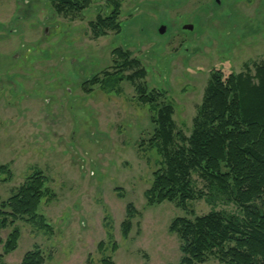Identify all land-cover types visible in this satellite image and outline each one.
<instances>
[{"label": "rangeland", "instance_id": "rangeland-1", "mask_svg": "<svg viewBox=\"0 0 264 264\" xmlns=\"http://www.w3.org/2000/svg\"><path fill=\"white\" fill-rule=\"evenodd\" d=\"M116 4L119 28L94 36L90 23ZM117 48L137 61L119 73L143 68L144 77L84 90L86 79L116 71ZM262 60L264 0H91L64 13L53 0H0V164L11 171L0 175V196L35 167L55 193L38 206L50 233L24 220L0 229L2 240L13 226L20 234L11 252L0 244V264H19L35 245L44 264H177L180 240L168 231L174 217L236 207L204 198L188 211L169 201L147 205L144 191L161 160L148 144L152 115L171 104L176 127L189 135L211 74L253 73ZM138 85L159 93L157 108L138 100ZM128 203L136 212L124 235Z\"/></svg>", "mask_w": 264, "mask_h": 264}, {"label": "trees", "instance_id": "trees-1", "mask_svg": "<svg viewBox=\"0 0 264 264\" xmlns=\"http://www.w3.org/2000/svg\"><path fill=\"white\" fill-rule=\"evenodd\" d=\"M53 1L58 13L79 12L91 2ZM117 10L116 4L109 16H98L90 23L94 36L102 35L105 28H119L115 21ZM114 54L119 58L116 71L120 66L137 65L121 48L115 49ZM116 71H105L101 79L96 75L84 81L82 87L87 91L88 84L100 83L111 90L123 78L133 81L145 75L143 68L127 77ZM136 89L142 104L156 107L157 91H147L140 85ZM172 113L171 104H162L151 118L154 129L148 144L149 148L155 147L161 160L144 191L147 205L169 201L188 211L191 202L204 198L210 203L220 201L236 207V211L211 209L200 215L189 209L190 216L174 217L168 231L180 240L181 257L177 264H200L209 257L222 264H264V60L253 65V73L249 69L227 75L214 71L189 135L176 127ZM2 174L6 176L3 180L10 177L6 163L0 164ZM194 174L203 187L197 186ZM47 180L44 172L35 167L10 196H0V229L24 220L51 232L50 224L38 212L41 199L55 194ZM126 212L124 235L136 212L132 203L127 204ZM19 235V229L13 226L5 240L0 238L4 253L16 248ZM44 261L42 250L35 245L24 253L19 264ZM102 262L114 264L110 258H103Z\"/></svg>", "mask_w": 264, "mask_h": 264}, {"label": "water", "instance_id": "water-1", "mask_svg": "<svg viewBox=\"0 0 264 264\" xmlns=\"http://www.w3.org/2000/svg\"><path fill=\"white\" fill-rule=\"evenodd\" d=\"M220 0H216L217 3H219ZM193 25L192 24H184L183 28H187V29H192ZM166 27L164 25H161L158 28L159 33H163L165 31Z\"/></svg>", "mask_w": 264, "mask_h": 264}, {"label": "flooded vegetation", "instance_id": "flooded-vegetation-1", "mask_svg": "<svg viewBox=\"0 0 264 264\" xmlns=\"http://www.w3.org/2000/svg\"><path fill=\"white\" fill-rule=\"evenodd\" d=\"M90 79V78H89ZM88 79H86L85 81H87ZM82 83H84V81L82 82Z\"/></svg>", "mask_w": 264, "mask_h": 264}]
</instances>
